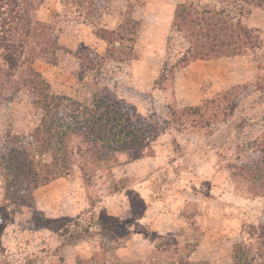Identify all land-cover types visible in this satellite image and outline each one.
Instances as JSON below:
<instances>
[{"label": "rangeland", "instance_id": "rangeland-1", "mask_svg": "<svg viewBox=\"0 0 264 264\" xmlns=\"http://www.w3.org/2000/svg\"><path fill=\"white\" fill-rule=\"evenodd\" d=\"M31 2L43 39L25 50L13 80L33 70L52 95L82 106L98 95L123 101L148 134L137 152L120 148L93 164L75 143L68 174L36 188L25 176L14 182L12 139L32 147L42 111L22 85L6 92L0 264H261L264 192H249L234 172L261 157L251 150L264 140V8L246 0ZM189 4L225 10L258 39L239 55L173 68L188 47L174 15ZM6 66L0 49V79Z\"/></svg>", "mask_w": 264, "mask_h": 264}, {"label": "trees", "instance_id": "trees-1", "mask_svg": "<svg viewBox=\"0 0 264 264\" xmlns=\"http://www.w3.org/2000/svg\"><path fill=\"white\" fill-rule=\"evenodd\" d=\"M246 2L264 8V0ZM34 12L31 0H0V49L7 65L1 74L0 98L6 92H19L20 84L33 94L42 111V119L30 136L32 147L21 145L15 136L12 139L11 173L14 182L25 176L36 188L68 174L73 166L75 143L80 144L81 148L77 149L91 164L103 162L123 149L137 152L148 134V127L145 122L136 123L125 102L112 97L98 95L89 107H85L66 96L52 95L49 85L33 70L24 72L28 74L26 78L13 80L25 50L30 47L29 51L33 53L32 45L38 41L40 44L43 39L41 28L44 27L33 21ZM234 20L225 10L216 11L207 6L189 4L176 8L174 23L177 31L184 33L188 47L173 68H185L195 60L239 55L244 45L258 39L257 30H248ZM204 108V105L196 108V114H204ZM251 153L260 154L259 161L238 167L234 175L237 174L241 185L246 184L249 192H264V140L252 148ZM43 155H49L50 160L39 159ZM138 157L141 156L135 154V158Z\"/></svg>", "mask_w": 264, "mask_h": 264}, {"label": "crops", "instance_id": "crops-1", "mask_svg": "<svg viewBox=\"0 0 264 264\" xmlns=\"http://www.w3.org/2000/svg\"><path fill=\"white\" fill-rule=\"evenodd\" d=\"M263 25H264V24H263ZM263 25H262V26H263Z\"/></svg>", "mask_w": 264, "mask_h": 264}]
</instances>
